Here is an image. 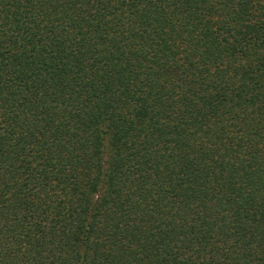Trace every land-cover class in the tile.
Segmentation results:
<instances>
[{
    "label": "trees",
    "instance_id": "16d2710c",
    "mask_svg": "<svg viewBox=\"0 0 264 264\" xmlns=\"http://www.w3.org/2000/svg\"><path fill=\"white\" fill-rule=\"evenodd\" d=\"M0 264H264V0H0Z\"/></svg>",
    "mask_w": 264,
    "mask_h": 264
}]
</instances>
